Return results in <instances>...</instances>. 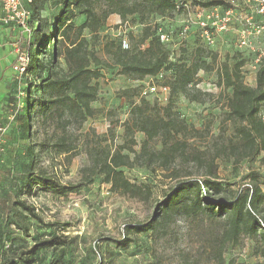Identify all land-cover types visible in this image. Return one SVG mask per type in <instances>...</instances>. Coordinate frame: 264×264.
I'll list each match as a JSON object with an SVG mask.
<instances>
[{
  "label": "rangeland",
  "instance_id": "374dc122",
  "mask_svg": "<svg viewBox=\"0 0 264 264\" xmlns=\"http://www.w3.org/2000/svg\"><path fill=\"white\" fill-rule=\"evenodd\" d=\"M175 1H184L188 5L186 13H174L164 18L155 16L151 20L157 31L162 30L161 33L168 36L169 41L164 46L170 61L174 62L180 56L190 57L199 46L217 53L221 60L227 54L236 56L243 61L244 83L255 86L256 72L263 63V60L256 62V59L264 50V0H224L232 7L228 10V22L223 30H215L208 42L200 29V20L203 16H206V19L203 17L204 24L214 18L221 20L227 11L196 6L201 0ZM198 10L203 11L200 18H196ZM255 16L260 17L254 21ZM82 21L83 17L76 18L77 24ZM185 24L188 25V34L182 37L178 31ZM141 29L139 25H121L120 18L111 15L96 40L88 33L86 36L98 56L112 64L111 57L103 52V43L125 38L131 47L138 41ZM242 37L247 41L246 46H239ZM229 63L234 61L231 59ZM101 73L97 80L99 96L92 104L98 113L80 127L67 129L72 147L68 154L52 149L61 132H53L52 127L36 114H33L31 124L16 123L4 136L0 150V264H22L20 258L25 257L36 241L51 237L64 244L38 251L34 264H264V246L246 236L235 245H225L221 250V261L213 258L211 240L222 233V218L211 222L205 217L186 218L174 214L163 220L161 203L175 184L167 177L170 173L167 171L151 173L138 166L123 168L131 183L150 188L148 200L112 192L103 184L102 177L66 196H60L57 189L37 185L30 189L28 176L41 172L51 177L58 187L78 186L80 171L89 164L87 149L96 140L110 149L130 146L122 125L128 118L129 103L139 102V88L165 87L164 78L169 75V72H162L142 81H131L118 76L113 69L102 68ZM197 81L196 88L210 96H204L203 103L179 96L175 107L187 123L201 131L200 136L188 139V143L199 150L212 152L216 146L233 139L234 126L227 120L223 102L217 100L220 90L216 86L215 72L199 71ZM125 89H137L136 95L131 100L126 99L121 96ZM168 96L169 90L142 98L149 103L165 105ZM259 116L264 120V104ZM132 139L135 142L132 149L139 152L144 135L134 132ZM148 143L155 150L161 147L159 140ZM260 158L261 154L251 160H242L236 167L232 158L216 160V174L227 196L248 188L254 177L264 191V165ZM172 167L179 168L178 172L183 174L193 166L177 160ZM17 200L33 206L42 222L16 213L12 204ZM13 221L28 226V232L17 229L11 224ZM148 222H152V230L141 234L130 232L129 245L124 249L117 246L115 242L127 234V226Z\"/></svg>",
  "mask_w": 264,
  "mask_h": 264
},
{
  "label": "trees",
  "instance_id": "16d2710c",
  "mask_svg": "<svg viewBox=\"0 0 264 264\" xmlns=\"http://www.w3.org/2000/svg\"><path fill=\"white\" fill-rule=\"evenodd\" d=\"M49 1L23 3L29 12L28 25L32 33L22 45L29 60L21 80L25 85V96L22 109L15 114V124H31L33 114L38 115L43 123L52 127L53 132H61L52 149L60 154H68L72 147L67 138V129L70 126L80 127L98 113L92 104L99 96L97 80L102 76V68L116 70L118 76L131 81H142L169 72L163 84L168 88L169 96L165 105L149 103L142 97L138 103L130 102L128 118L122 125L131 145L110 149L96 140L87 149L89 164L81 169L78 186L58 187L51 177L41 172L28 176L30 189L37 185L44 189H57L60 196H66L102 177L103 184L108 185L112 192L148 200L150 188L131 183L125 177L123 168L138 166L151 173L167 171L170 172L167 177L175 184L161 203L163 220L174 214L186 218L205 217L211 222L222 218L223 231L211 240L210 245L213 258L217 261H221V250L225 245H235L243 236L264 246V191L257 178H253L250 188L228 192L227 196L217 177L215 163L219 158H232L236 167L240 161L251 160L261 154L260 162L264 165V120L259 116L264 104V59L256 72L253 87L244 83L241 71L243 61L236 56L227 54L221 60L217 53L199 46L190 57L180 56L174 62L170 61L168 50L159 39L162 30L157 31V26H152L151 20L155 16L164 18L174 13H186L182 6L178 8L186 4L184 1L54 0L51 7L56 10L49 18H41V12ZM196 6L218 8L223 12L232 9L224 0H201ZM111 15L118 16L121 25H139L142 28L136 44L128 46L126 50L121 49L120 40H106L103 43V52L111 57L112 64L98 56L86 36L88 33L96 40L98 32ZM78 16L83 17L79 24L76 23ZM257 17L260 16H255L254 21ZM182 29H179L178 35L184 37L188 32L181 35ZM231 59L233 64L229 63ZM199 71L215 72L216 86L220 90L217 100L223 102L227 120L234 126L233 139L216 146L212 152L199 150L188 143V139L200 136L201 131L187 123L175 107V100L179 96H186L197 103H203V97L210 96L196 88ZM140 91L141 88L139 95ZM136 92L137 89H125L121 91V96L131 100ZM134 132L142 133L145 137L139 152L131 147L135 144L132 139ZM155 140H159L161 145L158 150L148 143ZM177 160L193 167L180 174L179 168L172 167ZM12 207L16 213L42 222L36 209L26 201L17 200ZM11 224L28 232V226L16 221ZM152 225V222H148L127 226V234L115 243L124 249L131 242L128 237L130 232L146 233L153 229ZM62 244L55 237L36 241L20 261L22 264H34L38 251Z\"/></svg>",
  "mask_w": 264,
  "mask_h": 264
},
{
  "label": "built area",
  "instance_id": "2783aa9c",
  "mask_svg": "<svg viewBox=\"0 0 264 264\" xmlns=\"http://www.w3.org/2000/svg\"><path fill=\"white\" fill-rule=\"evenodd\" d=\"M24 1L31 2V0H1L2 17L0 21L3 25L13 26L14 28H18L22 32V34L25 36V40H29L32 31L28 25L29 12L24 8V5H23ZM181 6L185 8L186 10L188 9L187 4L179 5L178 8H180ZM229 12L230 11H227L221 20H218V18H214L211 20V22L205 23V24H204L203 17L206 19V16L202 17V19L200 20L201 22L199 23V26H200V29L203 30L202 34L205 40H207V42L211 40V35L215 30L221 31L225 28L226 22H228V19L230 16ZM202 13H203L202 10H198L195 13L196 18H200L201 17L200 15H202ZM188 17H189V13H188ZM187 24L183 26L181 35H184L187 32L188 30ZM159 39H160V42L162 43H166L169 41L168 36L164 33L160 34ZM240 40L241 41L239 42V46L247 45V41L245 40L244 37H242ZM120 46H121V49L123 50L128 49V46H129L128 41L125 38H122L120 40ZM262 59H264V50L261 52L260 55H258L256 62H260ZM28 60H29L28 54L25 50H23L22 43H18L16 45V58L12 66V70L14 72L15 77H17L19 80H22L25 75ZM157 91L158 92L163 91L166 93L168 91V88L161 87V86L157 88L155 85L151 87L143 88L141 90L140 97H145ZM5 134H6V129L4 127H0V150L3 146V140H4L3 138ZM247 187L250 188V186H247Z\"/></svg>",
  "mask_w": 264,
  "mask_h": 264
},
{
  "label": "crops",
  "instance_id": "0c3cea01",
  "mask_svg": "<svg viewBox=\"0 0 264 264\" xmlns=\"http://www.w3.org/2000/svg\"><path fill=\"white\" fill-rule=\"evenodd\" d=\"M53 1L47 3V7L41 12V18H49L56 10L51 7ZM1 17L0 0V19ZM26 42L25 36L18 28L3 25L0 21V127L6 129V134H9L10 129L15 126V114L22 109L25 96L23 92L25 85L15 77L12 66L16 58V45L18 43L24 45Z\"/></svg>",
  "mask_w": 264,
  "mask_h": 264
}]
</instances>
